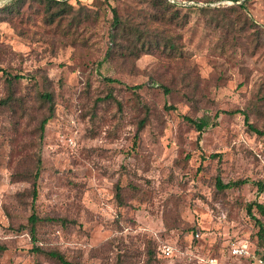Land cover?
<instances>
[{
    "label": "rangeland",
    "instance_id": "obj_1",
    "mask_svg": "<svg viewBox=\"0 0 264 264\" xmlns=\"http://www.w3.org/2000/svg\"><path fill=\"white\" fill-rule=\"evenodd\" d=\"M69 1L0 4V264H262L264 0Z\"/></svg>",
    "mask_w": 264,
    "mask_h": 264
},
{
    "label": "trees",
    "instance_id": "obj_2",
    "mask_svg": "<svg viewBox=\"0 0 264 264\" xmlns=\"http://www.w3.org/2000/svg\"><path fill=\"white\" fill-rule=\"evenodd\" d=\"M17 1H19V0H11L6 5H12V4L16 3ZM40 1H42L46 5L47 10L50 11L49 18L51 20H54L55 17L57 15H59L60 13L65 12L67 10V7H70V6L72 7V3L69 0H40ZM55 6L59 7V8L56 11H53L52 8L55 7ZM169 45H170L171 48H174L176 44H175L174 40H171ZM0 71H3L4 73H8V71L2 66H0ZM16 76L20 77L21 75L17 74ZM10 77H12V75H10ZM43 95H45V97L47 99H50L52 97V93L47 92V91L44 92ZM243 112L246 113V121L248 122L247 111L243 110ZM188 118L197 126V128L200 131H202L205 128V126H207L209 124V120L206 117H201L200 119H195V118H191V117H188ZM145 121H146V119L143 118L140 121V126H143L145 124ZM45 122H47V118L44 119V121L42 123V128L45 127ZM249 125L253 129H255L256 131L261 132V130L258 129L257 127H255L252 123H249ZM40 164H41V159H39V161H38V168H37V171H36V173L34 175V182H33V197H34V199H36L37 196H38L37 180H38V177H39V174H40ZM242 181L245 182L246 180L245 179L244 180L240 179V180H236V181L223 182L222 179L220 177H218L219 185L224 187V188L238 185ZM259 190L260 191L264 190V182H262V181L259 182ZM254 207H256L258 212L261 214V216L264 217V201H253L252 203L249 204V207H248V212L252 216H255V218L258 221H261L259 217H256V215H255V213L253 211ZM44 219H47V217H42L37 212H33L30 215L31 232H32L34 237L36 236L38 222L41 221V220H44ZM261 225H262L261 230L264 232V220L261 221ZM49 254L51 256L57 258L59 261H61L64 264H79V263H75V262L67 259L65 257V255L62 254L60 251L50 250Z\"/></svg>",
    "mask_w": 264,
    "mask_h": 264
},
{
    "label": "built area",
    "instance_id": "obj_3",
    "mask_svg": "<svg viewBox=\"0 0 264 264\" xmlns=\"http://www.w3.org/2000/svg\"><path fill=\"white\" fill-rule=\"evenodd\" d=\"M164 250H165V252L170 253L171 252L170 251L171 247L170 246H166ZM261 263L264 264V255L261 258Z\"/></svg>",
    "mask_w": 264,
    "mask_h": 264
},
{
    "label": "water",
    "instance_id": "obj_4",
    "mask_svg": "<svg viewBox=\"0 0 264 264\" xmlns=\"http://www.w3.org/2000/svg\"><path fill=\"white\" fill-rule=\"evenodd\" d=\"M11 0H0V4H3V3H6V2H9Z\"/></svg>",
    "mask_w": 264,
    "mask_h": 264
}]
</instances>
